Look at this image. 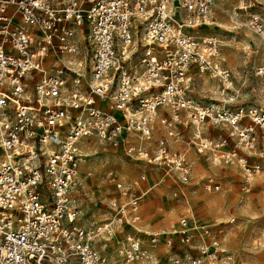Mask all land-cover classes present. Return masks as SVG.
Segmentation results:
<instances>
[{"label": "built area", "instance_id": "2783aa9c", "mask_svg": "<svg viewBox=\"0 0 264 264\" xmlns=\"http://www.w3.org/2000/svg\"><path fill=\"white\" fill-rule=\"evenodd\" d=\"M213 2L182 0L175 9L171 0H0V264H108L97 243L121 225L137 234L126 236L123 262L146 255L137 228L142 193L114 205L110 219L93 231L76 224L80 140L97 138L157 167L173 184L189 180L185 156L191 146L230 164L240 147L254 148L259 132L264 140L261 110H216L188 93L194 76L213 73L217 95L235 99L228 68L213 61L218 40L201 32ZM257 3L264 6V0ZM244 26L264 41V13L250 14ZM138 28L143 49L135 60ZM254 71L264 77V66ZM246 115L252 124L242 126ZM207 122L236 131L234 148L203 138ZM158 125L166 138L154 140ZM177 127L193 129L180 153L170 152L167 142ZM95 178L98 185L105 182ZM107 181L123 189L114 176ZM205 186L218 189L212 178ZM212 231L188 216L146 235L150 245L168 248L197 240L194 256L183 253L182 261L176 255L172 264H219L223 249Z\"/></svg>", "mask_w": 264, "mask_h": 264}, {"label": "rangeland", "instance_id": "374dc122", "mask_svg": "<svg viewBox=\"0 0 264 264\" xmlns=\"http://www.w3.org/2000/svg\"><path fill=\"white\" fill-rule=\"evenodd\" d=\"M260 13H264V6L259 5L257 0H214L209 20L222 23L224 28L210 26L205 33L218 40L219 62L229 70L230 94H234L235 99L226 102L220 98L214 88L216 80L206 75L204 78L207 82L202 83L201 78L194 76L189 85L188 93L195 102L204 106L215 105L216 110L235 111L243 108L245 111L257 109L264 112V77L254 73L257 66H264V60L254 62L255 51L264 41L244 26L250 14ZM134 36L137 46L134 59L137 60L143 49L141 28ZM159 113L160 110L156 118ZM249 124H252V120L246 115L240 125ZM229 129L228 126L220 127L207 122L202 128V137L225 140V149L231 150L238 133L229 132ZM176 131L174 138H167L169 151L184 152L186 141L192 136L191 130L177 127ZM155 132H164L160 136L166 138L165 130L160 125ZM158 138L159 135L153 139ZM237 153L232 163L223 164L215 160L214 153H197L191 146L185 156L190 169L189 180L186 184H173L162 177L157 167L131 159L97 138L83 139L78 145V186L73 193V203L77 209L76 224L93 231L110 219L114 205L133 199L153 187L154 183H159L137 201L140 215L137 228L143 231L139 233V238L144 245L148 243L146 232L193 215L200 223L210 225L211 233L218 237L223 249L219 264H264V140L260 132L254 148L242 146ZM241 159L246 160L245 165ZM255 167H258V172H253ZM142 174L146 179L139 181ZM95 175L105 182L98 185ZM110 175L121 182V191L125 195L108 183ZM207 178L216 181L217 190L206 188ZM180 191L188 193L186 200ZM216 229L220 230V234L215 232ZM131 233V228L121 226L114 229L112 236L102 234L99 237L97 248L108 264L110 255L119 257L118 264H124L123 247L126 236ZM196 246L195 239L186 247L177 242L171 248L149 245L147 248L150 250L155 248L159 251L158 256L149 257L152 253L147 250L146 255L135 263L172 264L176 255L186 261L183 253L189 252L194 256Z\"/></svg>", "mask_w": 264, "mask_h": 264}, {"label": "bare ground", "instance_id": "6f19581e", "mask_svg": "<svg viewBox=\"0 0 264 264\" xmlns=\"http://www.w3.org/2000/svg\"><path fill=\"white\" fill-rule=\"evenodd\" d=\"M182 3V1L181 0H171V5H172V7L173 8H177L180 4ZM214 3V2H213ZM220 5V4H219ZM217 6V5H216ZM209 19H210V17H209ZM137 22H139V20H135L134 21V23H133V25H135ZM210 26H214V28L216 27V28H224V25L222 24V23H219V22H216V21H208V23H207V26H204V27H210ZM203 27V28H204ZM202 28V29H203ZM141 32H142V30H141ZM134 34L136 35V32H134ZM134 34H133V38H134V41H133V38H132V49L133 50H135L136 49V40H135V36H134ZM141 41H142V36H141ZM133 46L135 47V48H133ZM219 54V53H218ZM219 56V55H218ZM218 56L213 60L214 61V63H216V64H220V62H219V58H218ZM67 60L68 61H70V59L69 58H67ZM260 60H264V44H260V46L258 47V49L255 51V56H254V62H257V61H260ZM204 74H207L208 76H209V79L210 78H213V73H204ZM204 74H197V77H199V78H201V82L202 83H205V82H207L206 80H205V76L206 75H204ZM198 85V84H197ZM199 86V85H198ZM214 107H215V105H213ZM155 116H158L157 115V112L155 113ZM198 133H200V132H198ZM194 134H197V132H195ZM80 142H81V140H80ZM79 142V143H80ZM143 145V144H142ZM121 226H126V225H121ZM116 227H120V226H115V227H113L112 228V230L110 231V236H112V234H113V232H114V229L116 228ZM106 235H108V234H106ZM152 250H153V248H151ZM119 252V251H118ZM117 253V252H116ZM119 258V257H118ZM118 258H117V256H115V255H110L109 256V264H118L119 263V260H118ZM221 262H222V258H221ZM125 264V263H124Z\"/></svg>", "mask_w": 264, "mask_h": 264}, {"label": "crops", "instance_id": "0c3cea01", "mask_svg": "<svg viewBox=\"0 0 264 264\" xmlns=\"http://www.w3.org/2000/svg\"><path fill=\"white\" fill-rule=\"evenodd\" d=\"M207 27H204L203 29H201V32L203 33V35H205V36H210V35H208L207 33H205V29H206ZM205 33V34H204ZM219 64V63H218ZM204 75H207V74H204ZM197 76V75H196ZM208 76V75H207ZM208 78H209V76H208ZM211 79H213V78H211ZM159 115H160V113H159ZM190 130L192 131L193 129L192 128H190ZM155 131H157V129L155 130ZM162 133H164V132H154V137L155 136H157V135H159V137H160V134H162ZM157 134V135H156ZM172 139V138H171ZM168 142V141H167ZM143 144V146H145V147H149V149H152V144L149 142V143H147V144H144V143H142ZM170 148V147H169ZM185 150V149H184ZM189 151H187V153H188ZM157 184H159V183H154V185H153V187H151V188H148V189H146L147 191L146 192H142V195L139 197V199L140 198H142L148 191H150L152 188H154L155 186H157ZM145 193V194H144ZM180 193H181V195L182 196H184L185 197V200H186V195H188V193L186 194H184L182 191H180ZM140 216V215H139ZM190 216H193V215H190ZM194 217V216H193ZM195 218V217H194ZM173 222H176V221H170V222H167V223H164V224H162V225H159L158 227H156V228H154L153 230H151V231H149V232H152V231H154L155 229H157V228H159V227H161V226H163V225H167V224H169V223H173ZM138 224V223H137ZM121 227V226H120ZM128 227V226H127ZM117 228H119V227H117ZM128 228H130V227H128ZM116 229V228H115ZM140 230V229H139ZM141 232H143L142 230H140ZM149 232H146V233H149ZM141 234V233H140ZM132 236V235H137L133 230H132V233L131 234H128L127 236ZM138 237H139V234H138ZM124 245V244H123ZM144 245V244H143ZM150 244H145L144 245V248L146 249L148 246H149ZM164 246L163 244H159V245H155L154 247L155 248H158L157 246ZM150 246H152V245H150ZM155 248H153V250H150V248H147L146 249V252H147V250L148 251H151V256H149V257H151V258H153V257H157L158 256V254H159V251L157 250V249H155ZM123 261V260H122ZM138 261V260H137ZM136 262V261H135ZM135 262H133V263H131V264H136Z\"/></svg>", "mask_w": 264, "mask_h": 264}]
</instances>
